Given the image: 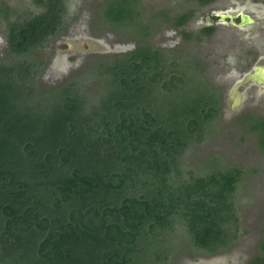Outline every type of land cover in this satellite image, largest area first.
Returning <instances> with one entry per match:
<instances>
[{"label":"trees","instance_id":"obj_1","mask_svg":"<svg viewBox=\"0 0 264 264\" xmlns=\"http://www.w3.org/2000/svg\"><path fill=\"white\" fill-rule=\"evenodd\" d=\"M32 2L41 10L26 19L1 9L8 53L19 60L0 64V264H166L160 246L179 228L197 251L230 249L242 168L181 170L183 155L223 111L205 69L204 84L190 86L189 54L148 41L140 0H104L103 25L127 30L135 48L97 58L89 72L95 99L76 81L37 87L44 63L35 52L66 34L69 10L67 0ZM187 11L157 17L188 44L202 42L214 28L188 31L196 10ZM253 120L264 152V118ZM247 264H264V233Z\"/></svg>","mask_w":264,"mask_h":264},{"label":"rangeland","instance_id":"obj_2","mask_svg":"<svg viewBox=\"0 0 264 264\" xmlns=\"http://www.w3.org/2000/svg\"><path fill=\"white\" fill-rule=\"evenodd\" d=\"M103 2L67 0L66 34L50 42L46 49L35 52L39 62L44 63L38 72L37 87L55 88L76 81L89 99H95L96 93L92 89L97 88V80L89 72L97 58L135 48L127 30L103 25L100 18ZM234 6L255 12L257 16L261 12L264 14V0H218L214 5L219 12L229 11ZM4 8L18 13L21 19L37 14L41 9L32 0H0V64L11 66L19 58L8 53L6 22L1 18ZM188 9L196 10L188 31L197 33L209 17V7H200L189 0H140L139 5L145 23L151 22L152 31L147 39L152 45L189 54L185 70L190 86L204 84L200 81L199 69L202 68L213 87L221 91L222 115L206 128V140L200 145H192L183 155L181 170L185 176L191 172L203 175L223 164L240 166L243 177L236 194L240 226L232 247L215 255L190 247L186 238L180 237L181 228L176 237H167L160 249L170 257L166 264H247L258 252L264 233V152L258 144L257 133L250 128L254 118H264V56L257 63L256 73V65L253 66L255 53L264 52V27H259L258 35H250L243 28L221 24L212 38L195 43L193 38L188 44L170 22L164 23L157 17L166 12L172 18ZM48 93L50 98L55 95V91L47 90H38L36 95L48 97ZM212 161L215 163H210Z\"/></svg>","mask_w":264,"mask_h":264},{"label":"flooded vegetation","instance_id":"obj_3","mask_svg":"<svg viewBox=\"0 0 264 264\" xmlns=\"http://www.w3.org/2000/svg\"><path fill=\"white\" fill-rule=\"evenodd\" d=\"M217 2H218V0H216L213 3H210L209 5H204V6L200 5V7H209V13L210 14H209V17H207L204 26L202 28H200L198 30V32L200 33L204 28H208V27L214 28V31L212 34L204 36V40L212 38L215 35V33H217L219 31L218 25H221V24L222 25H230V26H232L236 29H240V30L243 28V30L245 29V32H247V33L249 32L250 35L251 34L252 35H254V34L258 35L259 27H262V26L264 27V14L262 12L260 13L261 14L260 16H257L255 12H250V11L244 10L240 6H234V7L230 8L229 11H223V12L220 11L219 12V11H216V8L214 7V5H216ZM186 12H188V11H186ZM244 14L248 15L252 18V20L254 22L253 25L252 24H245L243 27L239 28V27H237L231 23V20L233 19L237 24H240L242 22V15H244ZM222 15H225L228 17L226 22L222 21V18H221ZM191 23H193V21L190 22L189 25H191ZM189 31H192V30H189ZM192 32H194V31H192ZM252 39H251V41L254 43V41ZM263 56H264V52H260V51L258 52L257 51V53H255V58H254V63H253V66L256 65L254 67L255 73L257 71V69H256L257 63H260L262 61Z\"/></svg>","mask_w":264,"mask_h":264},{"label":"water","instance_id":"obj_4","mask_svg":"<svg viewBox=\"0 0 264 264\" xmlns=\"http://www.w3.org/2000/svg\"><path fill=\"white\" fill-rule=\"evenodd\" d=\"M221 18H222V21L223 22H226V20H227L228 17L225 16V15H222ZM231 23L234 24L235 26L239 27V28L240 27H243L245 24H252V25L254 24L252 18L250 16H248V15H245V14L242 15V22L240 24H237L233 19L231 20ZM262 78H263L262 83H264V72L262 74ZM248 81H249V78L245 81V83H247Z\"/></svg>","mask_w":264,"mask_h":264}]
</instances>
